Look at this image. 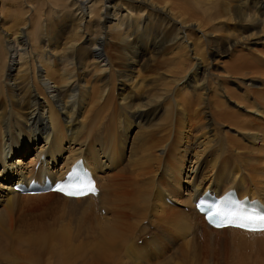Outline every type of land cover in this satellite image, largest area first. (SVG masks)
Masks as SVG:
<instances>
[{
  "label": "bare ground",
  "instance_id": "obj_1",
  "mask_svg": "<svg viewBox=\"0 0 264 264\" xmlns=\"http://www.w3.org/2000/svg\"><path fill=\"white\" fill-rule=\"evenodd\" d=\"M10 1L17 5H24L29 13L33 9L31 5L33 0ZM226 1L229 4L231 0ZM252 1L257 0H238L240 4L238 11L241 16L239 24H244L240 29L241 33L236 36L239 40L235 39L234 43L229 42L226 45L217 44L210 51L213 57L224 55L230 48L236 47L237 43L244 45L246 42L256 44L262 41L260 38L250 40V37L254 35L251 32L257 30H259L258 35L262 36L260 33L264 29V0L262 3L259 1L257 7V10L261 11V21H254L255 14H249L251 10L248 8L249 2ZM58 2L72 10L69 16L71 21H69V27L75 32L73 34L75 38L73 39L72 36L71 39H66V43L62 46L60 45L62 33L50 35L46 32L47 16L41 21L42 30L45 31L41 37L43 47L40 51L34 50L31 37L26 32L25 21L20 22L21 17L20 20H14L15 25L9 30L3 29L0 22V30L4 35L0 54L5 61L3 63L5 72L0 74V80L3 81L0 85V163L3 165L4 174L8 172L5 175L0 173V180L5 181L4 184H0V205L3 202L6 203V207L12 206L11 202L22 196H27L23 198L53 196L58 199L57 205L62 207L61 211L64 209L67 212L74 211L76 208L79 214L82 213L75 220L82 229L78 230L73 238L70 237L71 233H64L67 229L60 230L57 234H49L43 229L31 234L27 243H10V245L5 243L12 252L4 256V260L7 264H15L17 257L22 258L26 264H123L125 259H131V264L148 263L151 262L150 259L157 258L159 251L163 250L167 243L148 242L146 246L139 247L134 242L140 240H136L140 235H147L145 233L149 228L167 225L175 229V233L182 237V243L186 245L184 252L180 254L182 255L180 261L185 262L195 251L192 245L195 241H189V236L192 235V238L198 236V229L193 218H199L200 214L195 211L194 205L204 190L210 189L220 195L229 189H234L240 198L248 195L251 199L257 198L264 204L263 187L258 180L254 178L246 180L241 176L232 178L227 186H221L217 182L216 185L205 186L206 179L202 178L199 165L201 156L195 154V161H192L191 152L195 150V144L188 145L185 142L187 137L184 129L188 115L181 112L182 108H177L176 119L171 122V127L177 130V134L169 130L167 134L158 137L159 132L155 126L151 125V122L161 110V105H155L153 100H149L135 108L132 102L141 101L140 98L133 101L131 97H123L119 107L116 105L115 97L109 92L110 82L103 80L110 79L111 73L116 72L117 62L125 63L129 68L128 73H122L125 72L123 70L118 73H120V87L126 91L132 85L129 86L127 83L134 78L131 72L142 59L155 57L173 45L178 48H188L191 42L187 34L194 32L193 25L199 22L192 21L190 24L187 21L196 19V11L191 9V3L188 0H63ZM251 7L254 8V5ZM18 15L23 16L19 13ZM89 16L91 19L88 21ZM97 16H101L97 27L115 23L114 30L119 31L117 32L119 34L115 38H111L110 33L103 31H98L99 36L95 38L87 35L86 26L93 24V19ZM62 18L63 15L59 14L55 20L60 21ZM200 20L204 24L211 25L209 22ZM173 29L174 32H171ZM197 32L204 36L200 27ZM79 34H82L84 39L82 48L87 54L79 52L82 49L76 46ZM47 49L56 53L61 49L64 52L59 57L60 66H55L53 61L54 58L57 59V55L46 52ZM110 51H114L115 61L111 59ZM189 51L195 66L187 77L188 81L193 82L189 90L207 96L209 89L206 86V80L211 79L213 74L200 58L197 48L192 47ZM90 60L100 62L98 75L101 76L99 81L103 87L101 104L88 108L84 102L85 74L80 75L78 71L87 69ZM256 61L261 62L257 58ZM57 67L61 68L57 71L55 70ZM236 70L237 68L232 67V72ZM260 72L262 69L257 67L254 73L258 75ZM20 77L24 80L17 84ZM254 85L252 80L249 86ZM253 91L257 94V91ZM163 92L167 96L165 88ZM258 98V102L264 105V95ZM185 101L187 97L178 100L181 103ZM261 104L252 105L251 113L258 117L256 120L258 122L264 119V107ZM217 107H222L219 101H217ZM130 117L144 121L149 126L145 129L136 128L132 132V129L128 130ZM194 124L199 125L197 127L200 130L208 129L207 126L202 128V124L198 122ZM212 124V119H209L208 126ZM128 131L133 134V139L131 147L127 149L125 138ZM217 136L216 132L213 137ZM242 136L253 147L263 148L264 132L258 135L256 132L244 133ZM225 137L232 139L228 135ZM171 149L178 154H183L179 158L180 167H184L186 161H189V165L193 164L190 171L193 176L195 175L196 185L187 189V193L174 177H171L173 182L160 176L157 181L152 173L144 170L153 168L160 172L161 168H167L165 157ZM123 151L127 152L126 154L130 153V156L122 174L128 172L134 178L132 181L128 179L129 182L126 184L132 190L130 195H127L128 192H123L124 185L121 186L119 181H115L117 177L111 178L108 173L109 169L112 171L111 167L120 163L117 162V158ZM30 152L32 154L29 162H24L23 158ZM251 153L259 155L258 150H252ZM138 154H144L139 161ZM4 156L6 161L3 160ZM79 158H82L84 165L96 179L100 189L96 197L88 195L83 198H69L55 192L36 195L20 194L12 190L13 184H8L13 179L12 182L28 180L33 176L48 175L53 180L63 179ZM187 158L189 159L186 160ZM167 173L171 174V172ZM161 181L164 182L165 187L159 183ZM166 199H169L172 204ZM158 207L162 210H158ZM186 207L190 214H186L188 210H183ZM167 209L171 213L160 216L165 214ZM122 210L132 212L131 223L120 224L117 212ZM91 212L96 220L92 223L89 221L87 224L84 218ZM1 220L0 218V222L4 221V219ZM203 222L206 230V234L203 233L205 238H203L208 242L219 243L216 233L227 232L228 243H234L239 251L249 256L248 262L239 264H264V231L251 232L233 227L215 229L204 220ZM145 223H149V226ZM60 226L64 229L65 224ZM50 228L53 230L52 227ZM95 231H98L103 239ZM2 232L5 237H9L6 230ZM82 234H86V237L79 240ZM162 238L166 240L167 237L164 239L162 236ZM173 264L177 263L173 262Z\"/></svg>",
  "mask_w": 264,
  "mask_h": 264
},
{
  "label": "rangeland",
  "instance_id": "obj_2",
  "mask_svg": "<svg viewBox=\"0 0 264 264\" xmlns=\"http://www.w3.org/2000/svg\"><path fill=\"white\" fill-rule=\"evenodd\" d=\"M58 1L63 2V0H33L31 2L33 9L29 13L24 5L14 4L10 0H0L1 26L3 29L9 30L15 25L14 20H20L21 17L22 20L20 22L25 21V25L27 26L26 32L31 37L35 51H40V48L43 47L41 37L45 30L50 35H56V33L58 34L59 32L62 33V39L60 41V45L62 46L66 43V39H71L75 32L69 27L71 22L69 16L72 10L67 9ZM188 1L191 3V9L196 11V19L188 20L187 23L191 24L192 21L199 22L198 24L195 23L192 28L195 29L196 32L194 30L191 34H187L188 39L191 42L188 48H178L176 45H173L155 57L142 59L139 65L135 67V70L131 72L134 78L133 81L127 83L129 86L132 85L126 91H123L120 87V73H118V71L121 70L125 71L122 73H128L129 68L125 63L119 64V62H117L115 65L116 72L111 73L110 79H104L103 81L110 82L109 92L115 97L116 105L119 107H121L119 104L123 97H131L133 101L140 98L141 101L132 102L133 107L135 108L137 105L147 103L149 100H153L155 105H161V110L151 122V125L155 126L159 132L158 137L167 134L169 130H172V133L177 134V130L171 127V122L176 119L177 108H182L181 112H185L188 115L186 118V128L184 129L187 137L185 142L188 145L195 144V150L191 152V158H193L192 161H195V154L201 156V164L199 165L202 178L206 179L205 186H208L209 184L216 185V182L221 186H227L232 178L234 179L236 176H241L246 180L251 178L258 180L261 183L264 192V145L263 148L253 147L242 136L244 133L256 132L258 135L264 132V119L259 120L258 122L256 121L258 117L251 113L253 110L252 105L257 106L258 104H261L258 102V97L264 95V29L260 33L262 36L258 35L259 30L251 32L254 35L250 37V40H257L260 38L262 39L261 42H257L256 44L246 42L244 45L237 43L236 47L232 49L230 48V50L224 55L213 57L210 54V51H212L217 44L226 45L229 42L234 43V41H236L235 39H238L236 36L241 33L240 29L244 26L243 23L239 24L241 16L238 11V6L240 4H238V0H231L229 4L226 0ZM259 1L262 3L263 0L249 2L250 6L248 8L251 9H249V14H255V18L253 17L254 21L262 20L261 11L257 10ZM253 5L254 8L251 7ZM18 13L23 14V16L18 15ZM59 14H62L63 18L60 21L55 20ZM46 16L48 26L47 29L42 30L41 21ZM90 19L91 16L88 17V21ZM99 19H101V16L95 17L92 22L93 24L86 26L85 31L87 32V35L94 36L95 38L99 36V33H97L98 31H103L104 33H110L111 38H115L117 34H119L117 33L119 31L114 30L116 29L114 27L116 26L115 23L97 27ZM200 19L209 22L211 25L202 23ZM211 26H214V28L212 29ZM199 27L204 36H201V34L197 32ZM23 29L24 28H22V30ZM171 32H174V29L171 30ZM245 35L247 36L248 34ZM3 37L4 35L0 30V48L2 47L1 41ZM74 38L75 35L73 36V39ZM77 38L78 42L76 46L79 49H82L79 52L87 54L82 48L84 42L82 34H79ZM207 42L209 43L207 44ZM206 46H208V48ZM192 47L197 48L200 58L204 60L205 65L213 74L211 79L206 80V86L209 89V94L207 96L201 95L200 92L194 93L189 90L191 85L193 86V82L191 80L188 81L187 77L195 69L194 61H192L191 53L189 51ZM46 52H53L56 54L57 59L54 58L53 61H55V66H60L59 57H61L64 52H62L61 49L57 53L51 49H47ZM109 55L111 59L115 61L114 51H110ZM256 58L261 62H257ZM95 60L89 61L87 69L83 68L78 71V74L80 75L85 74L86 82H84V85L86 90L84 102L88 108L90 106L101 104V90L103 86L99 81L101 76L98 75V64H100V62ZM4 62L3 56L0 54V74L5 72L3 69ZM256 66L259 69H262V72L258 75L254 73L257 68ZM232 67L237 68V70L232 72ZM59 68L61 67H57L55 70L58 71ZM23 80L24 79L21 78L18 80L17 84L21 83ZM252 80L255 85L249 86L252 84ZM2 83L3 81L0 80V85H2ZM164 88L166 89L167 96L164 95ZM253 90L257 91V94H255ZM183 97H187V101L182 103L178 102V100ZM217 101L221 103V108L217 107ZM261 105L264 107L263 104ZM209 119H212V126H208ZM129 120L130 128L128 130L132 129V132L136 128L145 129L149 126L148 123L132 119L131 117ZM189 122L190 124H188ZM194 122L202 124V128L207 126L208 129L200 130L199 127H197L199 125L196 126ZM210 127L212 129H210ZM216 132L218 136L214 138L213 136L216 135ZM226 135L232 137V139H227L225 137ZM132 139L133 134L128 131L125 138V147H127V149L131 147ZM234 139L236 140L234 141ZM241 147H244L245 149H242ZM212 149L214 150L212 151ZM252 150H258L259 155L251 153ZM124 152L125 151L118 154L120 157L118 156L117 162L120 163L111 167L112 171L109 169L108 173L111 175V178L114 176L117 177V180L114 178L115 181H119L118 183H121V186L124 185L122 187L123 192H128L127 195H130L132 190L126 184L127 182L134 180V178L128 172L122 174L124 166L127 165L130 156V153L126 154L127 152ZM31 154L32 153L30 152L23 158V160L25 159L24 162H29ZM181 155L183 154H178L171 149L165 157V163L168 166L167 168H161L160 172H157V170H154L153 168H146L144 170L152 173L157 181H159V176L165 180L167 179L171 181V177H174L175 181L178 180L180 186L184 188L187 193V189L196 185L194 179L195 175L193 176L190 171L193 164L189 165V161H186L184 167H180L181 161H179V158ZM142 156H144V154H138L137 160L139 161ZM188 159L189 158L186 160ZM3 160L6 161L5 156L3 157ZM2 167L3 165L0 163V170ZM118 172H120V174ZM167 172H171V174H168ZM0 173L4 174V169H2ZM15 177L16 175L14 178ZM12 181L8 184L12 185L17 180L14 182ZM4 183V180H0V184ZM159 183L163 184L164 182L161 181ZM23 197L27 196L14 199L11 202L12 206L6 207V203L3 202L0 205V218L2 220L4 219V221L1 220L3 223L0 222L2 224H0V229L4 228L3 230H6L9 233V237H5L2 232L3 230H0V232H2L0 233V264H7L4 260V256H7L9 252H12V249L10 250L5 243H9V245L10 243H27L29 242L28 237L31 234L43 229V231L49 234H57L60 230L63 231L67 229L64 233H71L70 237L73 238L77 231L82 229L75 221L82 213L80 212L79 214V210H76V208L74 211L67 212L65 209L61 211L62 207L60 208L57 205L58 199L56 197ZM185 198L186 197H184V199ZM60 206L62 205L60 204ZM157 209L162 210L159 209V207ZM174 210L177 209L174 208ZM183 210H188L186 211L187 213H185L190 214L188 207ZM169 211L170 210L167 209L165 214H160V216L170 214L171 211ZM117 215L120 224H124L125 222L131 223L133 221L131 211H118ZM85 216L84 221H86L87 224H89V221L92 223L96 220L92 215V212L87 213ZM193 219L198 229V236H194L193 238L191 237L192 235L189 236V241H195L192 242L195 251L192 252V255L189 256L188 260L185 262L180 261L182 259V255L180 254L182 251L184 252L186 247V245L182 243V237L175 233L173 227L158 225L151 228L148 227L149 230L145 233L147 235H140L136 238V240H140H138V242L135 241L134 243H137L139 247L146 246V243L148 242L167 243V246H165L163 250H160L162 252L159 251L157 258L154 257L150 259L151 262H142V264H173V262L177 264L178 262H180V264H236V262H238L239 264L240 262L249 261V256L245 255L242 251H239L234 243H228L227 232L216 233V238L219 243L208 242L204 239L206 230L204 228L202 216L200 215L199 218L194 217ZM64 224V229L63 227L60 228V225ZM145 225L149 226V223H145ZM50 227H52L53 230H51ZM93 227H95V225H93ZM95 233L101 235L98 231H95ZM162 236L164 239L167 237L166 240H163ZM85 237L86 234H82L80 235L79 240H82ZM101 239H103L102 235ZM125 262L131 264L132 260L125 259L122 263L126 264ZM15 264H26V262H24L22 258L17 257Z\"/></svg>",
  "mask_w": 264,
  "mask_h": 264
},
{
  "label": "snow or ice",
  "instance_id": "obj_3",
  "mask_svg": "<svg viewBox=\"0 0 264 264\" xmlns=\"http://www.w3.org/2000/svg\"><path fill=\"white\" fill-rule=\"evenodd\" d=\"M57 191H63V190H62V189H57ZM65 194H68V193H65ZM211 215H212V216H217V215H220V213H219V211L217 210V211H215V212H212ZM231 216H232V214L230 213V214H229V217H230V218H229V223H232ZM240 219L251 220V219H252V216H250V215H248V216H243V217H240ZM258 219H259L260 221L264 222V215L259 216ZM220 226H221V225H219V224L216 225V227H220ZM236 226L241 227V228L245 227L244 224H238V225H236Z\"/></svg>",
  "mask_w": 264,
  "mask_h": 264
}]
</instances>
